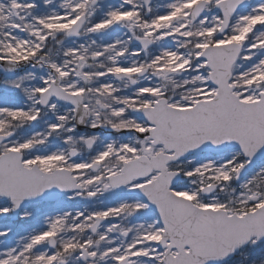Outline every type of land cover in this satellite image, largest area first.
I'll list each match as a JSON object with an SVG mask.
<instances>
[{
    "label": "snow or ice",
    "instance_id": "snow-or-ice-1",
    "mask_svg": "<svg viewBox=\"0 0 264 264\" xmlns=\"http://www.w3.org/2000/svg\"><path fill=\"white\" fill-rule=\"evenodd\" d=\"M0 264H264V0H0Z\"/></svg>",
    "mask_w": 264,
    "mask_h": 264
}]
</instances>
